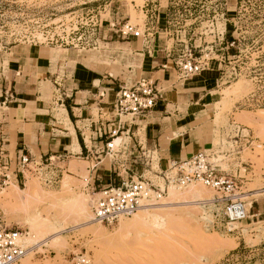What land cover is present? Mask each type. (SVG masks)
<instances>
[{
	"label": "rangeland",
	"instance_id": "rangeland-1",
	"mask_svg": "<svg viewBox=\"0 0 264 264\" xmlns=\"http://www.w3.org/2000/svg\"><path fill=\"white\" fill-rule=\"evenodd\" d=\"M153 13L160 14L158 24L149 18ZM126 23L139 37L121 38L118 30ZM61 24L78 25L74 44L82 46L47 45L43 38ZM145 40L167 48L182 42L197 48L194 56L201 50L220 62L216 98L221 99L212 122L216 132L206 153L221 171L240 170L243 182L236 181L235 195L245 204L246 219L232 224V234L218 228L224 203L211 201L220 194L194 183L170 187L174 194L169 188L168 196L155 204L146 202L148 209L137 212L140 218H122L111 226L89 223L96 196L83 190L85 169L67 172L84 181L62 170L60 182L61 174L45 171L48 162L12 164L4 173L7 183L0 181V225L23 234V247H32L19 264H75L80 255L90 264H264V0H0V62L7 48L34 46L58 53L53 63L64 58L72 67V54L109 72L114 67L116 79L129 81L127 67L140 62L137 54ZM50 86L47 100L59 97ZM105 152L83 163L84 168L102 161V167L113 170L119 156ZM146 155L149 165L133 174L162 186L156 153ZM248 163L252 167L245 173L241 167ZM51 174L56 183H45Z\"/></svg>",
	"mask_w": 264,
	"mask_h": 264
},
{
	"label": "crops",
	"instance_id": "crops-1",
	"mask_svg": "<svg viewBox=\"0 0 264 264\" xmlns=\"http://www.w3.org/2000/svg\"><path fill=\"white\" fill-rule=\"evenodd\" d=\"M140 50V62L134 69L127 67L132 79L121 81L114 77L118 74L114 67L109 72L92 61L74 59L72 54L75 61L70 63L74 65L67 68L64 58L61 64L52 62L59 58L58 53L34 46L7 48L0 62L1 176L5 173L2 162L7 161L9 169L25 156L37 164L51 161V166H46L55 170L52 173L61 174L60 182L69 168L78 174L85 169V181L79 175L67 176L77 182L82 179L83 190L94 192L112 181L114 171L102 167V161L86 168L83 163L99 158L96 155L110 140L112 148L126 140L120 152L127 156L119 158L127 160L125 166L132 173L143 166L137 164L140 149L156 153V166L164 170L170 163L185 161L211 146L216 132L214 108L221 99L216 98L221 65L213 59L199 75L180 81L174 56L167 54V48L150 40ZM141 79L153 83L160 98L153 108L137 116L118 117L114 105L119 88ZM50 85L59 97L47 100ZM128 116L130 119L122 121ZM87 131L90 136L86 137ZM251 167L248 163L241 168L247 173ZM225 174L243 182L238 169Z\"/></svg>",
	"mask_w": 264,
	"mask_h": 264
},
{
	"label": "built area",
	"instance_id": "built-area-1",
	"mask_svg": "<svg viewBox=\"0 0 264 264\" xmlns=\"http://www.w3.org/2000/svg\"><path fill=\"white\" fill-rule=\"evenodd\" d=\"M149 18L158 24L160 14L156 15L153 13ZM62 25L43 38L47 45L59 48L73 47V49L82 46L79 43H77L78 45L74 44V33L75 30H78V25L73 24L64 28H62ZM60 28L61 30L57 31ZM118 33L122 39L129 38L130 36L139 37L134 27L128 25V23L124 24L118 30ZM145 43H149V41L146 42L145 40ZM36 44H38V40L34 43V45ZM167 50L169 56H174L173 64L177 79L180 81H186L199 75L208 68L210 62L213 60V58H208V54L203 55L201 50L197 52L198 56H194L197 48L192 49L182 42H177L175 47L171 46ZM216 61L220 64L217 59ZM159 98V91L154 84L146 79H141L130 87L119 88L114 111L118 117L121 115L137 116L153 108ZM112 142L113 140H110L105 143V150L100 152L106 151V155H115L116 157L127 156L126 153H121L120 150L113 152V148L110 147ZM1 144L2 140L0 137V159L2 160L4 151L1 149ZM139 152L140 156L138 155L137 157V164L145 167L148 166L149 162H151L148 160L150 158L149 155H146L148 152L142 149ZM119 159L113 164L114 178L112 181L108 185L100 187L98 192H93V196H96V198L92 202V214L95 221L100 224L111 226L117 223L120 218L131 217L146 202L154 204L165 197L169 186L185 188L194 183H201L204 187L220 194V196L216 195L212 202L214 204L224 203L221 224H219L218 228H222L227 234L234 233L235 229L232 228V224L241 222L247 217L245 204L235 195V190H237L236 181L221 171L216 162L211 161V153H206V150L190 156L185 161L170 163L166 169L161 170L158 175L162 180V186L153 184L150 180L143 178L142 175L133 174L125 166L127 160H124V158ZM120 162L121 164H119ZM48 163L47 165L51 166V161H48ZM29 164L37 163L30 161L25 156H20L15 166L24 167V165ZM1 166L6 171L9 164L6 161L2 162ZM45 168V171L51 170L46 165ZM1 178V185L4 186L7 183L8 177L3 174ZM44 182L55 184L56 179L51 174ZM20 235L23 234L1 229L0 225V264L20 263V260L26 253V249L17 237ZM73 260L75 264H90L84 255L77 256Z\"/></svg>",
	"mask_w": 264,
	"mask_h": 264
},
{
	"label": "bare ground",
	"instance_id": "bare-ground-1",
	"mask_svg": "<svg viewBox=\"0 0 264 264\" xmlns=\"http://www.w3.org/2000/svg\"><path fill=\"white\" fill-rule=\"evenodd\" d=\"M226 94H227V93H226ZM110 147L112 148L113 145L111 144ZM17 187H18V186H15V185H14V188H15V189H18ZM170 187H173V186H169V187H168V191H169V188H170ZM170 190H171V193H170V194L173 195V194H174V190H175V188H170ZM18 191H20V192H22V193H23V192H26V191H23V190H20V189H19ZM168 191H167V195H166V196H168ZM6 192H7V191H6ZM6 192L4 193V194L6 195V197H7V198H8V197H11V193L6 194ZM211 202H212V201H211ZM208 203H209V202H208ZM154 204H155V203H154ZM212 204H213V203H212ZM147 205H148V204H144V205H142V206L139 208V210L142 208V210L146 211V210L148 209V207H149V206H147ZM149 205H152V204H149ZM153 207H154V206H153ZM139 210H138V211H139ZM138 211H137V212H138ZM137 212L134 213L132 216L137 215ZM247 212H248V209H247ZM91 215H92V214H91ZM91 215L88 216V222H89V223L97 222V221H95L94 216H91ZM137 216L139 217V215H137ZM138 217H137V218H138ZM128 218H129V217H128ZM139 218H140V217H139ZM120 219H122V218H120ZM120 219H119V220H120ZM98 223H99V222H98ZM237 223H239V222H235L234 224H237ZM27 235H28V233H27ZM17 237H18V239H19L20 241H24V239H23L22 237L26 238V237L23 236V235H20V236H17ZM21 238H22V239H21ZM26 240H29V239L27 238ZM25 242H26V241H25ZM28 242H29V241H28ZM26 243H27V242H26ZM30 243H31V241H30ZM30 243H29V244H30ZM29 244H28V245H29ZM37 245H38V244H37ZM31 248H32V247H30V249H31ZM25 249H26V248H25ZM30 249H29V248L26 249V253H25L24 257H25L26 255H28L27 252L29 253ZM24 257H23L20 261H22V260L24 259Z\"/></svg>",
	"mask_w": 264,
	"mask_h": 264
}]
</instances>
